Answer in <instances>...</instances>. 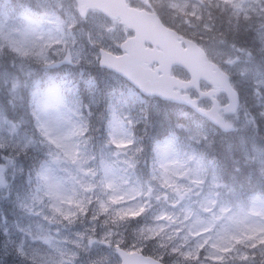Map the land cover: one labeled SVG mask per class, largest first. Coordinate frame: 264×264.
<instances>
[{"label":"clouds","instance_id":"1","mask_svg":"<svg viewBox=\"0 0 264 264\" xmlns=\"http://www.w3.org/2000/svg\"><path fill=\"white\" fill-rule=\"evenodd\" d=\"M0 264H264V0H0Z\"/></svg>","mask_w":264,"mask_h":264},{"label":"water","instance_id":"2","mask_svg":"<svg viewBox=\"0 0 264 264\" xmlns=\"http://www.w3.org/2000/svg\"><path fill=\"white\" fill-rule=\"evenodd\" d=\"M121 71H125L131 74V69H132V57L130 56V59L122 65L118 66Z\"/></svg>","mask_w":264,"mask_h":264}]
</instances>
